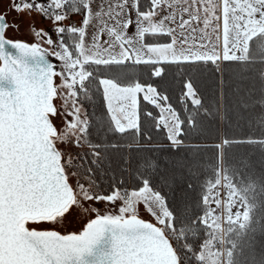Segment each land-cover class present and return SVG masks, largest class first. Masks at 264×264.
<instances>
[{"label": "snow or ice", "instance_id": "1", "mask_svg": "<svg viewBox=\"0 0 264 264\" xmlns=\"http://www.w3.org/2000/svg\"><path fill=\"white\" fill-rule=\"evenodd\" d=\"M33 14L49 27L37 28ZM25 17L31 40L9 35L21 33ZM260 21L264 0H0V264H206L221 206L229 225L249 218L234 203L236 170L227 161L221 170L219 153L233 144L264 150V138L214 145L217 163L199 180L202 146L185 141L217 113L189 77L182 115L170 102L165 66L211 64L219 72L218 50L223 62H239L241 38L264 37L249 36ZM128 64L150 67L158 82L114 72ZM141 102L166 147H145L152 137L142 129ZM238 108L244 119L247 105ZM255 119L264 128V112ZM127 169L131 185L115 176ZM184 171L198 182L177 184ZM73 221L80 227L68 231Z\"/></svg>", "mask_w": 264, "mask_h": 264}, {"label": "trees", "instance_id": "2", "mask_svg": "<svg viewBox=\"0 0 264 264\" xmlns=\"http://www.w3.org/2000/svg\"><path fill=\"white\" fill-rule=\"evenodd\" d=\"M143 3V0H142ZM264 37L248 42L246 57L239 62H223L219 64L220 71L216 67L207 64L199 66L197 70L190 65L165 66L166 68V88L170 97V102L181 111L179 96L183 91V83L189 77L194 81L200 97L206 107H212L217 113L215 118H205L202 124V131L186 139V143L202 146L197 159L204 167L195 169L199 180L211 175L212 167L217 163V150L214 145L222 143L225 138L232 140H242L246 138H264V128L260 127L255 117L264 112V108L259 107V103L264 101V49L262 44ZM122 71L128 77L142 83H153L151 68L144 65L128 64L124 68L114 72ZM241 84V92L234 93L232 86ZM247 105L244 112V119L237 117L238 105ZM227 106V118H225V107ZM141 125L142 129L152 137L150 145L145 143V147L167 146L166 136L163 132H156L151 121L143 115L146 106L141 102ZM191 105L189 104V108ZM91 110V109H90ZM144 143V141H142ZM181 153H161L149 152L138 155L154 156L162 158L164 156L184 155ZM247 163H241V161ZM225 161L236 171L234 173L235 184L238 186L240 195L245 200L248 207L249 221L237 231L227 234L226 247L231 253L229 264H264V150L257 144H233L227 149H221L219 153V167L224 169ZM168 167V166H164ZM116 179H123L129 185L134 183L135 175L132 169H127L123 173L117 172ZM158 177H154L156 182ZM192 180L186 171L177 177L176 183ZM197 183V180H192ZM102 183L107 186L108 179H103ZM167 191V189H165ZM198 215L200 210L193 209ZM200 239L192 241L198 248ZM175 243V242H173ZM254 251V259L251 261V252Z\"/></svg>", "mask_w": 264, "mask_h": 264}, {"label": "rangeland", "instance_id": "3", "mask_svg": "<svg viewBox=\"0 0 264 264\" xmlns=\"http://www.w3.org/2000/svg\"><path fill=\"white\" fill-rule=\"evenodd\" d=\"M99 2V0H97ZM16 14L12 13L9 16V19L11 20ZM33 17L35 19V24L37 28H48L49 23L47 21H43L42 18L36 14H33ZM73 21H79L81 19L80 16H73ZM30 22V18L25 17L22 24V31L21 33H9V35H13L16 38L22 39V40H31V37L27 35V26ZM91 31V29H90ZM264 31V21H260L259 23H252L249 28V36L254 35L256 32H262ZM107 37H102V39H106ZM248 39L242 37L241 42L239 44V47H246L247 46ZM248 47V46H247ZM262 48L264 49V42L262 44ZM247 50V48H246ZM246 50L244 52H241L240 59H244L246 57ZM219 53L221 57H223V48L221 47L219 50ZM223 191V190H222ZM234 203L239 207L241 204L243 207L240 209L241 213L243 214L245 211L248 212L247 204L245 203V200L240 195L238 189L235 190L234 193ZM98 207L103 208L104 205H98ZM236 208H233V213H235ZM227 213L224 210L223 205L221 206V214L220 219L217 222L216 227L213 229V240L215 241V249L211 246V242L209 246H206L204 249V256L206 260V264H229V260L231 257V253L228 251L226 245H227V234H230L231 232L237 231L240 228H243L249 221L248 219H245L243 215H241L240 219L237 221L236 224L229 225L227 220ZM142 218L146 220H152V222L155 223L153 218H151L147 213L142 212L141 213ZM249 217V214H248ZM80 227L79 221H73L72 227L67 229L68 231L77 230ZM251 261L254 259V251L251 252Z\"/></svg>", "mask_w": 264, "mask_h": 264}, {"label": "crops", "instance_id": "4", "mask_svg": "<svg viewBox=\"0 0 264 264\" xmlns=\"http://www.w3.org/2000/svg\"><path fill=\"white\" fill-rule=\"evenodd\" d=\"M262 32H264V31H262ZM255 35V34H254ZM248 41H249V39H248ZM247 46H248V42H247ZM247 46L246 47H241L240 49H242L243 51L242 52H244L245 50H246V48H247ZM241 54L239 53V56H240ZM241 57V56H240ZM221 61H222V57H221Z\"/></svg>", "mask_w": 264, "mask_h": 264}]
</instances>
